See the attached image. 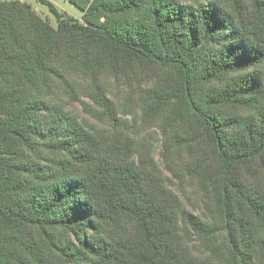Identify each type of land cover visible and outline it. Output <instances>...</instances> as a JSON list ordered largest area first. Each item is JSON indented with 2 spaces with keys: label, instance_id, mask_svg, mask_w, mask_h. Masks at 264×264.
<instances>
[{
  "label": "trees",
  "instance_id": "1",
  "mask_svg": "<svg viewBox=\"0 0 264 264\" xmlns=\"http://www.w3.org/2000/svg\"><path fill=\"white\" fill-rule=\"evenodd\" d=\"M39 1L0 0V264H264V0Z\"/></svg>",
  "mask_w": 264,
  "mask_h": 264
},
{
  "label": "rangeland",
  "instance_id": "2",
  "mask_svg": "<svg viewBox=\"0 0 264 264\" xmlns=\"http://www.w3.org/2000/svg\"><path fill=\"white\" fill-rule=\"evenodd\" d=\"M23 1L30 3L34 8L38 9L39 10L38 12L42 16H44V17L48 16L49 21L53 25L57 24L56 18L51 13V11L49 10L47 5L43 4L39 0H23ZM54 1L57 4V6L59 7V9H61L63 11H67L70 15H72L76 18H79V19L81 18L82 11L76 5L71 3L70 0H54ZM113 85L116 88L122 87L121 82H119V83L114 82ZM123 87H125V85H123ZM122 93H123L122 89L116 92V94H120V95H122ZM85 101L90 103V101L88 99H85ZM71 109L73 111L77 112L80 116L87 117L83 111L82 105L79 102H74L71 105ZM157 139H158V141H157L158 149L156 151V158L158 159L159 163L162 165V159L160 156L161 139H160L159 133H158ZM174 189L180 194L184 204L192 213H194L195 215H199V216L205 215L204 203L202 202L200 196L196 193V191L193 187L180 186L178 181L176 180V182L174 184ZM215 264H219V263H215Z\"/></svg>",
  "mask_w": 264,
  "mask_h": 264
},
{
  "label": "crops",
  "instance_id": "3",
  "mask_svg": "<svg viewBox=\"0 0 264 264\" xmlns=\"http://www.w3.org/2000/svg\"><path fill=\"white\" fill-rule=\"evenodd\" d=\"M51 2H53L56 6H57V4L55 3V1L54 0H50ZM58 7V6H57ZM59 8V7H58ZM36 9V8H35ZM37 11H39L38 9H36ZM61 10V9H60ZM47 18H48V16H47Z\"/></svg>",
  "mask_w": 264,
  "mask_h": 264
}]
</instances>
